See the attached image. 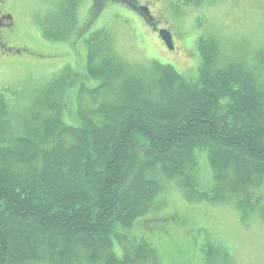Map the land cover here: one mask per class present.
Wrapping results in <instances>:
<instances>
[{
    "label": "trees",
    "instance_id": "16d2710c",
    "mask_svg": "<svg viewBox=\"0 0 264 264\" xmlns=\"http://www.w3.org/2000/svg\"><path fill=\"white\" fill-rule=\"evenodd\" d=\"M81 1L61 0L41 37L66 41ZM85 48L86 74L98 86L65 72L29 105L10 87L0 91V264H159L149 244L130 245L115 228L158 209L165 182L186 189L190 201L233 204L242 222L243 209L264 222V49L248 65L224 56L217 37H201L198 78L189 82L170 66L134 69L104 29ZM77 83L80 123L70 127L62 115ZM201 149L212 177L203 189ZM112 237L126 244L120 257ZM204 253L206 264L228 263L220 246Z\"/></svg>",
    "mask_w": 264,
    "mask_h": 264
},
{
    "label": "rangeland",
    "instance_id": "374dc122",
    "mask_svg": "<svg viewBox=\"0 0 264 264\" xmlns=\"http://www.w3.org/2000/svg\"><path fill=\"white\" fill-rule=\"evenodd\" d=\"M95 1L82 0L70 37L51 42L41 37L39 29L61 0H3L0 11L10 17L11 25L1 30L0 41L22 52L0 54V91L10 87L20 102L29 105L34 93L65 72L77 73L87 88L98 86L86 74L85 40L100 29L110 34L115 52L134 69L170 66L189 82L198 78L197 40L201 37H217L224 56L248 65L255 64L256 54L264 49V0H221L195 6L176 0H134L137 7L147 8L152 23L125 2L104 0L97 11ZM161 31L169 33L172 49L159 37ZM77 91L78 83L66 93L62 120L70 127L80 123ZM206 154V149L196 151L201 189L212 184ZM161 185L155 197L158 209L137 218L127 230L117 226L115 233L125 236L130 245L149 244L159 264H206L204 251L215 246L227 251V264H264V222L257 214L243 209L246 221L242 222L233 204L190 201L186 189L175 181ZM111 239L112 251L120 257L126 244L119 237Z\"/></svg>",
    "mask_w": 264,
    "mask_h": 264
},
{
    "label": "flooded vegetation",
    "instance_id": "af4514ba",
    "mask_svg": "<svg viewBox=\"0 0 264 264\" xmlns=\"http://www.w3.org/2000/svg\"><path fill=\"white\" fill-rule=\"evenodd\" d=\"M120 3L124 2L127 4V5H131L132 6V3H129L131 0H118ZM3 2V0H0V4ZM7 21V22H6ZM11 25V21H10V18L6 16V14H4L3 12L0 11V34H1V30L5 27H9ZM5 49H9L6 44H4L2 41H0V54H5L6 51ZM12 52L11 53H15V50H20L22 52V49L21 48H11Z\"/></svg>",
    "mask_w": 264,
    "mask_h": 264
},
{
    "label": "water",
    "instance_id": "95a60500",
    "mask_svg": "<svg viewBox=\"0 0 264 264\" xmlns=\"http://www.w3.org/2000/svg\"><path fill=\"white\" fill-rule=\"evenodd\" d=\"M139 14L142 15V16H145V17L148 16L147 19L149 21H152L151 17L149 16L148 10L146 8H140V13ZM159 37L161 38V40L163 42H165V44L167 45V47H169V49H172L171 37H170L168 32H166V31L159 32ZM7 51L11 52V49H9ZM15 52L20 53L18 50H16Z\"/></svg>",
    "mask_w": 264,
    "mask_h": 264
}]
</instances>
